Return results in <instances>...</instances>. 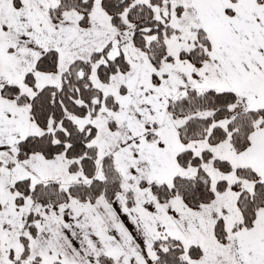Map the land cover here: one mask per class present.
<instances>
[{
    "label": "snow or ice",
    "instance_id": "6c2138e0",
    "mask_svg": "<svg viewBox=\"0 0 264 264\" xmlns=\"http://www.w3.org/2000/svg\"><path fill=\"white\" fill-rule=\"evenodd\" d=\"M0 264H264V0H0Z\"/></svg>",
    "mask_w": 264,
    "mask_h": 264
}]
</instances>
